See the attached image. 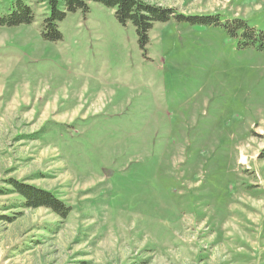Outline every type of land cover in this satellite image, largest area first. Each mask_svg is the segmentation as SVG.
Returning <instances> with one entry per match:
<instances>
[{"label":"rangeland","instance_id":"rangeland-1","mask_svg":"<svg viewBox=\"0 0 264 264\" xmlns=\"http://www.w3.org/2000/svg\"><path fill=\"white\" fill-rule=\"evenodd\" d=\"M25 1L0 27V264H264V0H144L222 22H156L146 49L95 1L46 40Z\"/></svg>","mask_w":264,"mask_h":264},{"label":"trees","instance_id":"trees-1","mask_svg":"<svg viewBox=\"0 0 264 264\" xmlns=\"http://www.w3.org/2000/svg\"><path fill=\"white\" fill-rule=\"evenodd\" d=\"M48 7V13L43 20V37L47 40L57 41L62 38L59 29V21L68 13L78 10L87 11L92 1L100 2L115 9L116 18L124 25L132 23L135 27L138 42L142 49H146L149 43V32L156 22H167L171 18L178 20H191L197 24L221 25L218 15H194L186 16L176 11L174 7L152 5L144 0H44ZM35 13L31 5L25 0H10L6 10H0V27L17 26L34 22ZM227 24V22H226ZM225 24V25H226ZM244 23H240L242 26ZM237 27V26H236ZM233 28L231 32H235ZM254 28L243 31L244 45L254 44L251 32ZM249 34V35H248ZM260 158L264 159V151ZM9 184L13 191L22 197V205L27 208L38 209L46 207L62 217H67L72 207L60 199L55 193L41 189L32 184L10 179ZM8 219H10L8 217Z\"/></svg>","mask_w":264,"mask_h":264}]
</instances>
